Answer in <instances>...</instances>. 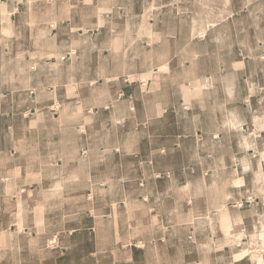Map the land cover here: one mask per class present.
Returning <instances> with one entry per match:
<instances>
[{"label": "rangeland", "instance_id": "1", "mask_svg": "<svg viewBox=\"0 0 264 264\" xmlns=\"http://www.w3.org/2000/svg\"><path fill=\"white\" fill-rule=\"evenodd\" d=\"M17 1L7 0L9 3ZM97 1L81 0L87 5L80 7L84 8L85 13V8L91 12L96 7L95 2L98 7L102 4L105 14L113 13L116 16L114 30L108 35L103 32L98 39L89 38L87 44L111 45L119 40L118 44L130 47L132 62L123 58L128 56L127 53L69 50L64 44L66 33L63 30L59 40L52 42L49 37L53 31L59 33L69 25L68 20L63 21L65 4L69 0H20L22 5L19 12L28 13L32 8L35 15L33 20L40 21V27H37L40 51L38 54L28 51L11 55L8 46L5 63L9 66L16 61L22 66L23 75L34 73L37 66L39 92L43 94L40 99L44 101V106L39 107L33 118L31 113L29 116L48 128V138H53L59 126L64 125L72 130L78 128L83 118L74 114L71 116L68 110L84 106L85 103L94 104L97 95L111 89L96 85V90L94 84L80 83L86 78L95 79L94 63L102 57L108 60L116 57L119 60L121 57L135 69L131 76L116 80L118 85L114 86L116 92L120 89L119 94L124 92L123 84L134 87V100L109 103L105 107L114 108L117 115L101 117L107 127L106 132L102 133L103 139L119 147L121 158L117 163L122 162L125 174L127 168L135 173L139 170L147 174L158 171L159 161L156 163L154 160L152 166H144V169L137 164L139 162L132 161L135 146L139 147L135 152L141 153L143 144L151 141L154 147L159 141L176 140L175 137L190 133L188 131L196 125L200 129L197 133L199 139L207 140L206 129L210 127V114L214 109L231 111L232 117L228 119L236 121L239 109L251 111L252 117L264 112V81L254 85L252 79L253 67L257 64L262 67L264 80V0ZM52 3L58 10L54 17L59 22L46 25L48 17H52ZM173 3L181 4L179 14L184 16L183 21L165 20L163 17L164 11ZM4 11L0 6V13ZM191 11L195 17L187 20L186 16H190ZM44 27L47 28L42 32ZM157 29L162 30L161 35L155 34ZM83 30L86 29L79 33ZM50 43L56 45V53L48 52ZM24 48L18 47L20 51ZM147 48L151 53L146 52ZM147 58L150 59L147 73H136L146 67ZM169 59L171 69L166 65ZM245 63L247 79L239 83V71H243L240 68ZM53 65L54 68H51ZM28 66H32V69ZM227 71L234 75L231 76L230 100L224 102L221 94L218 95L219 100L212 99L206 92L207 84H200V77H204L203 82L206 74L215 73L222 77ZM71 79L77 80L78 84H68ZM180 81L183 82L181 87L177 85ZM243 87L245 92L240 95L239 90ZM50 90L53 94L47 97ZM142 92L145 97H142ZM255 95L261 96L263 101H254ZM67 96L71 99L68 100ZM163 110H167V114L161 117ZM86 119L89 122L91 117ZM247 120L241 130L233 132L226 127L227 131L216 132L215 138L223 140L224 146H228L223 152L231 155L236 152L238 157L240 155L247 159L245 165L250 169L247 180L237 181L236 184L245 182L247 189L256 193L249 196L241 208L244 210L250 204L257 205L246 216L248 220L257 222L256 227L253 223L250 229L240 227L234 223L235 218H239L238 212H232L228 219V214L220 208V212L212 215L218 228H209L205 221L189 228L188 223L184 222L186 215L176 219L174 214L170 221L179 222L176 228H168L171 223L167 222L166 229L151 230L146 227L149 213L144 211L149 202L143 205L144 201H138L142 195L139 180H135L137 183L131 180L110 182L103 173V182L96 184L93 173V180L85 181L86 188L83 189L82 184H70L68 173L67 180H61L60 177L64 175L60 172L50 175L59 177L51 181L56 185L57 192L53 196L46 192L48 175L40 182L45 187L42 193L39 191L36 194L35 188L30 187L32 182L23 181L24 186L15 189L14 194L7 188L8 195L0 196V264H264V180L255 174L259 171V157L264 151V127L260 130L250 123V117ZM99 123L97 119L94 122L93 118L89 127L88 135L92 136L90 139L93 141L101 134ZM178 127L184 132H179ZM190 139V136L184 138L185 141ZM231 141L240 142V145L235 142L231 149ZM177 158L178 155H175ZM170 168L167 164V169ZM90 170H94L93 165H90ZM128 183L132 187L130 191L126 189ZM106 186L109 188L105 189ZM152 190L158 192L154 184ZM172 193L174 191H168V195ZM183 194L185 196L186 193ZM174 200L175 197L164 199V214L174 205ZM191 204L196 208L194 200ZM132 249L146 251L148 256H129ZM176 252L183 253V256H175Z\"/></svg>", "mask_w": 264, "mask_h": 264}, {"label": "crops", "instance_id": "2", "mask_svg": "<svg viewBox=\"0 0 264 264\" xmlns=\"http://www.w3.org/2000/svg\"><path fill=\"white\" fill-rule=\"evenodd\" d=\"M69 1L70 2L65 4L66 13H64L65 17L63 19V21L68 20L69 25L64 26L59 33L53 31L52 36L49 37L52 42L59 40L60 35H63L61 32L63 30L66 33L65 42H63L66 44V47H69V50H74L76 52L111 51L113 53H127L128 56H123V58L132 62V58L129 56L131 52L130 47L124 44H118L119 40L118 43L112 42L111 45L96 43L92 46L91 44H87L90 42L89 38L98 39L103 32L108 35V32L111 33L114 30L113 23H115L114 21L116 19L115 14H105L102 11L104 6L101 4L100 7H98L96 2V7L92 9L91 12H88L89 9L85 8L86 10L84 13V8L80 6H86L87 4L85 2H81V0ZM97 3H99V1H97ZM20 5H22L20 0L16 3H9L7 0L2 2L0 0V6L2 10H5L3 13H0V191L6 192V189L10 188L12 194H14L13 191L15 189H21L24 186L23 181H29L34 185H30V187L35 188L34 191L36 194L39 191L42 193L45 187L40 185V182L44 179V176L48 175L46 181L49 183L46 187V192L48 195L53 196L57 194V192L56 185H53L51 181L59 179V177H52L50 176L51 174L62 172L64 176L60 177V179L64 181L67 180L66 176L68 173L71 185L81 186L82 184L81 187L85 189V181H92L93 173L96 184L103 182V173H105L108 177L107 180L110 182H121L125 180L129 182L130 180L134 182H136L135 180L140 181L139 191L142 195L139 196L138 201L139 203L144 201L143 205H146L145 202H149L148 207H144V211L149 213L146 218V227L151 230L166 229L168 225L167 222L171 223L168 228H176L179 222L170 221L174 214L176 219L179 218L178 216L180 215H186L187 220L184 222L188 223L187 225L189 228H193L195 224L198 225L204 221L209 228H218L217 221L213 220L212 215L220 212V208H222L221 211L223 213L228 214V219L231 218L232 212H238L239 218H235L234 223L238 224L240 227L250 229L252 223L253 226L256 227L257 222L248 220L246 216L249 212L254 211L257 205L252 206V204H250L244 210H241L246 199L249 196L256 195V193L247 189L245 182H243V184H236L237 181L247 180V172L248 170L250 171L245 165L247 159L240 155L238 157V153L236 152L232 153V155L229 152H223L222 150L228 149V146H224L223 140H216L215 134L216 132L225 133L227 131L226 127H230L228 128L229 131L232 130L233 132L241 130L248 121L247 117H250L249 121L252 125L262 130L264 127V112L254 114L252 117L251 111L239 109L237 111L238 119L236 121L228 119L232 117L231 111L229 112L226 109H214L210 114L211 121L210 124H208L210 127L206 129L207 140L203 141L199 139L197 133L200 129L196 125L192 126L193 128L188 131L190 133H186V135L181 133L182 135L177 138L175 137L176 140L159 141L158 143L156 142L154 147L151 146V141L147 144H143L144 147L141 153L135 152V150L139 148L135 146L133 148L135 156L131 154L132 161L139 162L136 163L143 169L144 166H148V168L152 166L154 160L156 163L159 161L158 171H152V173L147 174L143 172L144 170L142 173L139 170L138 173H135L132 170L128 171L129 168H127V174H125L122 162L121 164L117 163L121 158L119 147L115 146L114 143L112 145L108 144V142L103 139L102 133L106 132L107 127L102 123V118L104 116L114 117L117 115V111L114 110V108L105 107L109 105V103L113 104L114 102L134 100V87L123 84L124 92L119 94L120 89L116 92L114 86L118 85V82H115L116 80L120 77L131 76V74H134L135 69L131 67L128 61L121 57L119 60L118 57L111 60L104 59L103 57L99 60H95V79L87 80L86 78V80L80 81V83H82V85L90 84L91 86L94 84L95 88L96 85L107 86V88L111 89L105 94L102 93L97 95L94 104L87 105L85 103L84 106L82 105L80 107L71 104L75 107L72 109L70 108L68 112L70 111L71 116L74 114L83 118L82 123L80 122V126L78 128H73V130L64 125L59 126V129L55 130L52 135L53 138L59 135L57 139L48 138V128H44L40 125L39 120L32 119V116L38 113L39 107L44 106V101L40 99V95L43 94L39 92L37 66L36 68L34 67V73L29 72L23 75L22 66L16 64V61H13L14 65L12 63L9 65L10 68L8 65L6 66L5 63V50L8 46H10L9 52H11V55L21 52L28 53V51L38 54L40 51V35L38 33L39 28H37L40 27V21L33 20L35 15L33 14L32 8L28 13L19 12ZM191 5H193V3H191ZM180 9H182L181 4L173 3L170 8L164 11L163 17H165V20L170 19L174 21L178 19L183 21L184 18L182 17L184 16L179 14ZM51 10L52 17H48V21L45 23L46 25L59 22L56 21L54 17L55 12L58 10L53 3L51 4ZM193 14L194 13L191 11L190 16H186L187 20H193L195 17ZM22 17L23 19H21ZM81 22L83 23L81 24ZM81 26L86 30L79 33V31L83 29ZM46 28L44 27L42 32H44ZM88 31L92 33L87 34ZM161 31V29H157L155 34L161 35ZM77 42L79 43L78 45H76ZM21 46L25 47L22 51L18 49V47L21 48ZM55 46V44L50 43L48 52L56 53L58 50ZM146 52L151 53L148 48ZM171 60L169 59L166 63L170 69ZM28 68L32 69V66H28ZM51 68H54V65ZM149 68L150 59L147 60L146 67L136 73L146 74ZM242 69L243 71H239V83H241V80L247 79L245 72L246 63L240 68V70ZM252 74L254 76L252 78L254 79V85L264 81L261 66L254 64ZM205 76V81L203 82L202 80H204V77H200V84H207V94L212 96V99L217 100H219L218 95L221 94L224 102L229 101L231 98V76L233 77L234 75H231V72L227 71L222 77L216 76L215 73L212 75L206 74ZM67 83L78 84L75 79H71ZM182 84L183 82L180 81L177 85L181 87ZM109 85L113 87H108ZM217 85H219V88H217ZM48 88L49 86L47 89ZM244 92V87L242 90H239L240 95ZM50 94H53L51 90L47 94V97H49ZM123 96H126V98H122ZM142 97H145L144 92H142ZM181 97L183 98L182 92ZM66 98L68 100L71 99L70 96ZM259 99L263 101L261 96L255 95L254 101H258ZM99 106L100 108H97ZM30 113L32 118L29 116ZM166 114L167 110H163L161 117H164ZM87 117H91L89 122L86 119ZM93 118L94 122L96 119L101 122L98 126L101 134L97 136L95 141L90 139L92 137L90 134L88 135L89 127L93 123ZM220 118L222 120H220ZM224 118L228 120H224ZM177 129L179 132H184L180 131L179 127ZM187 136L191 137L189 141L184 140ZM190 141L191 143L189 144ZM235 142L236 141H231V149L235 146ZM236 143L240 145V142ZM236 147H238V144H236ZM263 154L264 151H262V157H259V171L255 172V174H259L262 181L264 180ZM175 155H178L177 159H175ZM167 164L171 166L169 170L167 169ZM90 165L94 166L93 171L90 170ZM124 176L127 177L124 179ZM109 181L106 183H109ZM153 184L158 192L152 190ZM108 188L109 186H106L105 189ZM126 189H128V191L132 189L129 183ZM168 191H174V193L168 195ZM183 192L186 193L185 196ZM204 192L205 194L203 195ZM1 195L5 197L8 194L6 192L0 194V196ZM168 197H175L174 205H171L172 208L170 206V210L166 211L164 214L162 202L164 203V199ZM177 197L178 200L176 199ZM149 198L151 199L150 201ZM184 198L187 200L184 201ZM193 200L195 201L196 208L191 204ZM156 202L159 204L161 203L160 206H158L159 204H156ZM239 203L242 205L240 204V206L237 207L236 204ZM205 204L206 206H204ZM132 250L129 256H148L146 251H139L137 249ZM175 256H183V253L176 252Z\"/></svg>", "mask_w": 264, "mask_h": 264}]
</instances>
